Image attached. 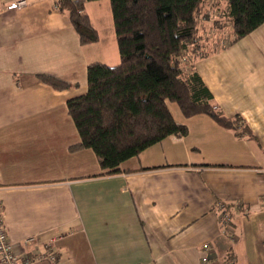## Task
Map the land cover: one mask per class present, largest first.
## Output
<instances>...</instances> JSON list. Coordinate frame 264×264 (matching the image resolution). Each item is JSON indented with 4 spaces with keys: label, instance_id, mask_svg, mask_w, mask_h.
<instances>
[{
    "label": "crops",
    "instance_id": "0c3cea01",
    "mask_svg": "<svg viewBox=\"0 0 264 264\" xmlns=\"http://www.w3.org/2000/svg\"><path fill=\"white\" fill-rule=\"evenodd\" d=\"M9 1L0 0V203L16 251L52 246L61 264H264V23L228 43L208 8L204 56L185 62L216 109L238 117L235 127L196 115L181 123L185 135L103 174L91 149L70 150L80 137L67 101L87 91L89 63L113 60L100 57V28L112 43V17L103 9L97 25L87 2L99 40L81 45L57 0L7 9Z\"/></svg>",
    "mask_w": 264,
    "mask_h": 264
},
{
    "label": "trees",
    "instance_id": "16d2710c",
    "mask_svg": "<svg viewBox=\"0 0 264 264\" xmlns=\"http://www.w3.org/2000/svg\"><path fill=\"white\" fill-rule=\"evenodd\" d=\"M89 1L96 0L55 2L68 17L81 45L99 40L98 31L84 12ZM225 1L223 14L231 28L228 43L264 23V0ZM109 4L119 64L87 65V91L67 101V112L80 137L70 150L89 148L103 174L117 173L124 160L167 136L187 133L167 102L175 103L186 117L205 115L225 128L239 123L237 116L227 117L216 109L199 74L192 65H185L191 60L189 55L204 56L201 31L206 26L201 21L209 20V0H109ZM216 23L224 28L222 19ZM37 76L58 90L70 86L50 75ZM223 214L230 217V208Z\"/></svg>",
    "mask_w": 264,
    "mask_h": 264
},
{
    "label": "rangeland",
    "instance_id": "374dc122",
    "mask_svg": "<svg viewBox=\"0 0 264 264\" xmlns=\"http://www.w3.org/2000/svg\"><path fill=\"white\" fill-rule=\"evenodd\" d=\"M209 2H211V0H209ZM107 4H109V0L92 1L91 3L87 4L86 11L91 14V16H92V18L96 24H97L98 18H100L101 14H102L103 9H104V11L106 10V13L108 12L109 16H111L110 4H109V7H107ZM218 5L224 9L223 10L218 9L217 8ZM212 7L217 8V11L220 13V18L222 19V22L224 23V28H222L223 30H220L218 33L224 34L223 39L228 40L230 37L231 28H230V25L228 24V21L226 20V17L223 14V11L226 9V1L225 0H219V2H218V1L214 0L212 3V6H210L209 8L211 9ZM113 29H114V27H113ZM100 35L102 37V43H101V48H100L102 52H101L100 57L103 59H106V58L108 59V57H112L113 60H110V62H108L109 63L108 65H110V66L118 65L119 64V54H118V49H117V44H116L115 32L114 31L112 32V29H111L110 38L112 40V43L109 40L108 35L106 34L105 30L103 31L102 28H100ZM208 36H210L209 33H208ZM213 38H214V35H212L209 39V46H211L210 42H212ZM206 45H208V43ZM106 61H108V60H106ZM167 105H168V108L170 109V111H171V113H172V115L176 121H178L180 123H182L184 121L185 124H190V122L192 120H195L194 119L195 116H193V118L184 116L175 103L167 102ZM208 118L211 119L212 121H214L212 118H210V117H208ZM262 207H264L263 203H262ZM244 264H258V263L255 262V260H254V262L253 261L249 262L248 258H245Z\"/></svg>",
    "mask_w": 264,
    "mask_h": 264
},
{
    "label": "built area",
    "instance_id": "2783aa9c",
    "mask_svg": "<svg viewBox=\"0 0 264 264\" xmlns=\"http://www.w3.org/2000/svg\"><path fill=\"white\" fill-rule=\"evenodd\" d=\"M26 4V0H12L5 3L4 7L7 9L21 8ZM262 203L264 205V192L262 194ZM221 220L227 224L230 221V217L227 214H223ZM30 241L31 238L25 240V243L28 244ZM203 248L207 249L208 244H203ZM41 261L47 262L48 264H61L58 253L52 246H47L43 252L35 253L32 256H28L26 253H18L6 232L0 203V264H34Z\"/></svg>",
    "mask_w": 264,
    "mask_h": 264
}]
</instances>
